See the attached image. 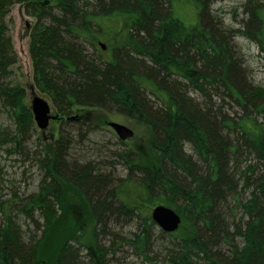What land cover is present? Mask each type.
<instances>
[{"label": "trees", "instance_id": "16d2710c", "mask_svg": "<svg viewBox=\"0 0 264 264\" xmlns=\"http://www.w3.org/2000/svg\"><path fill=\"white\" fill-rule=\"evenodd\" d=\"M93 1L94 16L78 0H0V98L15 124L0 133V149L17 148L33 127L23 87L2 81L16 63L6 24L16 4L36 20L29 34L33 79L59 119L77 110L80 121L72 123L89 128L94 121L84 110L114 111L147 136L118 156L128 173L115 182L94 165L69 164L63 137L47 145L38 191L17 207L27 219L43 218L40 238L24 246L7 218L0 264H111L116 238L107 226L133 220L139 228L124 242L152 261L150 212L172 208L175 199L182 224L160 234L174 240L168 264H264V90L246 80L232 45L238 31L212 21L211 0H188L196 13L190 26L174 16L179 0ZM262 1L248 0L242 34L264 54ZM107 16L125 22L120 45L109 48L108 60L93 58L81 43L95 49L91 25ZM227 102L239 117L224 112ZM104 231L113 236L108 247L98 244ZM221 245L228 255L213 251Z\"/></svg>", "mask_w": 264, "mask_h": 264}, {"label": "rangeland", "instance_id": "374dc122", "mask_svg": "<svg viewBox=\"0 0 264 264\" xmlns=\"http://www.w3.org/2000/svg\"><path fill=\"white\" fill-rule=\"evenodd\" d=\"M179 1H181L180 4L174 5V16L182 21L185 26L193 25L196 22L195 10L191 9L188 0ZM261 2L263 1L258 0V4L255 2L253 4L259 6ZM85 3L88 5L84 6ZM93 3V0H78L77 4L79 8H85L84 11L87 10L86 12H90L94 16L97 14L93 10ZM250 8L248 0H211L209 14L212 21L221 25V27L233 32L238 31L232 38V45L242 64L246 80L253 86L264 90V54L254 41L242 34L245 32V22L248 19L247 11ZM56 11L54 10V12ZM109 17L103 18V21L96 19L97 26L91 25L96 38L106 46L105 52L100 50L97 44L98 41L94 42L95 49L87 43H81L82 47L93 58L101 56L103 60H108L109 48L120 45L118 34L124 30V21ZM35 22V18L29 16L22 6L16 4L10 9L6 17V24L13 51L16 55V63L10 67V74L2 81L4 86H22L28 105H30L34 94L39 96L48 103L52 115H55L50 99L36 88L33 79V66L29 55V34ZM187 93L197 102L210 106L211 102L208 97L205 98L191 92V90H187ZM211 99L213 103L218 104L216 98ZM7 111L8 109L5 108L3 100L0 98V133L4 130L10 132L15 130V124ZM76 111L74 110L72 116H76ZM83 112L92 116L94 121L92 127L76 125L64 118V120L50 121L48 128L41 131L33 122V127L24 136L22 144L17 148L8 145L0 149V226L4 225L8 218L17 230L21 244L26 247L32 240L40 238L44 220L39 214H35L33 219H27L17 207H20L28 196L38 191L45 173L43 165H40V160L44 158L47 145L59 137H63L67 140L66 153L69 164L73 166L94 165L100 169L104 176H108L112 182H115L118 179H124L128 173L118 156L130 149L133 144L143 145V139L147 136L143 126L114 111L104 113L95 110H84ZM224 112L228 115L237 113V117L241 115L240 110L230 103L225 106ZM108 122L130 128L134 132V137L126 142H121L107 126ZM185 149L188 154H191L188 147ZM181 203V200L175 199L172 202V209L174 210V206H179ZM138 222L139 220H133L127 223H110L107 226L109 234H115L116 238L113 242L116 253L114 256L110 255V263L168 264L166 262V248L174 240L170 237H162L160 235L162 232L157 227L152 229L153 241L152 246L148 249V252H150L149 257H153L152 261L146 260L138 251H133L124 242V239L131 238L138 230ZM225 223L228 226L231 224L229 217H226ZM64 234L67 233L64 232ZM112 238L113 236L104 231V234H100L98 238V244L108 247L113 244ZM213 251H219L225 256L228 255V249L224 245L215 248Z\"/></svg>", "mask_w": 264, "mask_h": 264}, {"label": "water", "instance_id": "95a60500", "mask_svg": "<svg viewBox=\"0 0 264 264\" xmlns=\"http://www.w3.org/2000/svg\"><path fill=\"white\" fill-rule=\"evenodd\" d=\"M102 50L105 49L102 43H99ZM30 111L33 115V121L36 127L45 131L48 128L50 120H56V116L50 115V107L48 103L37 95H33L30 103ZM108 126L115 132L120 141H126L134 136L131 129L110 122ZM150 218L152 222L158 227V229L165 234H172L176 232L181 224V218L172 209L165 206L158 205L151 211Z\"/></svg>", "mask_w": 264, "mask_h": 264}]
</instances>
